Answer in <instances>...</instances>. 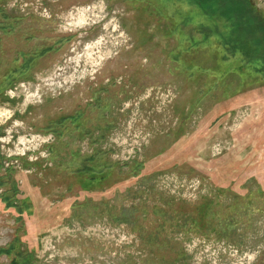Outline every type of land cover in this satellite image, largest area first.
<instances>
[{"label": "rangeland", "instance_id": "obj_1", "mask_svg": "<svg viewBox=\"0 0 264 264\" xmlns=\"http://www.w3.org/2000/svg\"><path fill=\"white\" fill-rule=\"evenodd\" d=\"M200 4L0 0V264H264V0Z\"/></svg>", "mask_w": 264, "mask_h": 264}, {"label": "trees", "instance_id": "obj_2", "mask_svg": "<svg viewBox=\"0 0 264 264\" xmlns=\"http://www.w3.org/2000/svg\"><path fill=\"white\" fill-rule=\"evenodd\" d=\"M192 3L194 4V5H201L200 4V0H192ZM202 13V12H201ZM203 14V13H202ZM221 45H222V43H221ZM230 45V44H229ZM234 47V46H233ZM251 49L253 50V52L252 53H250L249 54V56L251 57L255 52H257L259 49H257V48H254V47H251ZM249 61H252V60H249Z\"/></svg>", "mask_w": 264, "mask_h": 264}]
</instances>
